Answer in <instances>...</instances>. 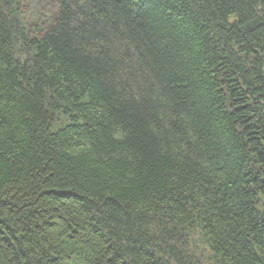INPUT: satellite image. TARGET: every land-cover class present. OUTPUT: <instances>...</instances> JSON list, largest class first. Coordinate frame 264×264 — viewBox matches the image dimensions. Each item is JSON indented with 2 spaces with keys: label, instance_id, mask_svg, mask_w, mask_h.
Segmentation results:
<instances>
[{
  "label": "trees",
  "instance_id": "trees-1",
  "mask_svg": "<svg viewBox=\"0 0 264 264\" xmlns=\"http://www.w3.org/2000/svg\"><path fill=\"white\" fill-rule=\"evenodd\" d=\"M20 7L0 264H264V0H56L33 35Z\"/></svg>",
  "mask_w": 264,
  "mask_h": 264
},
{
  "label": "rangeland",
  "instance_id": "rangeland-1",
  "mask_svg": "<svg viewBox=\"0 0 264 264\" xmlns=\"http://www.w3.org/2000/svg\"><path fill=\"white\" fill-rule=\"evenodd\" d=\"M20 2L22 19L30 32L33 31L32 35L37 34L35 28L40 27L41 30H45L56 18V0H20Z\"/></svg>",
  "mask_w": 264,
  "mask_h": 264
}]
</instances>
